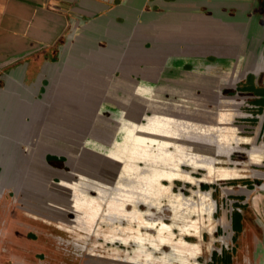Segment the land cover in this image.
Masks as SVG:
<instances>
[{
	"label": "rangeland",
	"instance_id": "obj_1",
	"mask_svg": "<svg viewBox=\"0 0 264 264\" xmlns=\"http://www.w3.org/2000/svg\"><path fill=\"white\" fill-rule=\"evenodd\" d=\"M251 81L250 78L248 85ZM220 111L214 125L213 119L209 123L213 114L210 116L208 111L201 110L197 114L201 117L200 124L196 125L199 128L189 126L185 135L174 131L167 134L155 126V132L162 136L155 142L157 149L167 141L175 148L164 160L153 157L146 162L150 159L129 158L132 151L149 153L146 129L127 124L131 115L126 123L115 125L116 128L106 127L105 131H120L123 134L120 141L102 140V135L97 138L91 134L92 139L87 142L75 141L80 155L74 157L73 177L65 175L59 186L52 183L51 188L44 190L48 193L45 197L31 192V201L35 203L30 207H37V212L52 219L47 222L26 217L25 235L15 238L21 243L25 241L26 248L17 252L21 255L19 258L15 252L0 253V264H209L212 249L221 239L215 236L217 229L223 226L226 231L230 224L226 198L241 196L240 187L247 180L264 181L242 153L234 156L242 166L230 167L229 158L215 155L211 139L192 136L191 131H200L216 134L222 143L232 139L231 124H220L219 117L225 116ZM133 135L141 140H134ZM157 149L155 152L163 151ZM183 153H191L187 157L192 161H185L182 169L177 164ZM204 156L216 159L195 162ZM49 161L60 163L53 156ZM224 172L233 173L232 178L219 175ZM35 176L37 180H45L50 175L41 170ZM27 178L36 179L33 175ZM259 185H253L250 191L251 204L256 193H264ZM90 191H95L97 197H91ZM73 198H83L89 205ZM250 211L253 222L264 232V215L260 216L253 207ZM254 223L252 229L256 231ZM240 235L237 234L239 243ZM47 245L49 249H45ZM240 257L234 258L232 264H239Z\"/></svg>",
	"mask_w": 264,
	"mask_h": 264
},
{
	"label": "crops",
	"instance_id": "obj_2",
	"mask_svg": "<svg viewBox=\"0 0 264 264\" xmlns=\"http://www.w3.org/2000/svg\"><path fill=\"white\" fill-rule=\"evenodd\" d=\"M260 8L264 0H0V157H17L26 173L29 158L33 168L47 166L45 154L40 161L28 148L35 137L39 150L98 131L87 119L107 78L121 72L130 83L136 63L229 44L217 39L224 34L236 44L262 43L259 18L250 15ZM261 195L251 204L260 216ZM256 241L264 264V235Z\"/></svg>",
	"mask_w": 264,
	"mask_h": 264
},
{
	"label": "flooded vegetation",
	"instance_id": "obj_3",
	"mask_svg": "<svg viewBox=\"0 0 264 264\" xmlns=\"http://www.w3.org/2000/svg\"><path fill=\"white\" fill-rule=\"evenodd\" d=\"M250 15L259 18L260 28L258 30L260 29V38H262L264 9L260 8ZM224 35L217 39L229 44L218 43L205 46L199 53L180 50L175 55L162 56L153 61L134 64L133 70L127 74L130 77H125L130 80V83L123 80L125 74H121V72H117L112 78H107L104 96L97 108L90 111L93 116L87 119L95 125H100L99 130L102 131L99 132L100 134L91 133L92 136L98 138L102 135L101 139L108 141L122 140L123 134L120 131L118 133L105 131L106 127L114 126L116 128L115 125L120 126L126 123V118L131 115L130 118H127V124L140 125L149 131H145L149 153L138 154V150L132 151L129 158H149L150 160L146 162L151 161L153 157L164 160L170 153L169 151H173L175 148L173 143L167 141L166 145L157 149V141L162 136L160 137L155 132L157 131L155 126L156 128L161 127L167 134L174 131L173 133L185 135L189 126L199 128L196 125L200 124L201 117L197 114L199 115L201 110L208 111L210 116L213 114V117H209V123L213 119L214 125L217 124L219 110H222L220 113L225 116L219 117L220 124H231L229 129L232 139L222 143L216 134L200 131H191L192 136L211 139L214 142L215 155L229 158L232 161L230 167L233 165L242 166L241 162L234 159V156L240 152L246 156L245 159L248 162L251 161V167L256 172L264 174L257 171L258 166L264 167V40L257 44H236L232 42L229 35ZM250 78L252 84L248 85ZM85 137L82 142L92 139L90 135ZM39 138L35 137L31 142L32 145L28 148L32 147V152L39 157L40 161L46 159L47 166L38 163L33 168L32 158H29L26 160L24 170L31 172L43 169L45 174L52 176V183L59 186L65 175L72 177L74 175L75 170L72 164L74 157L80 155L78 144L73 143V139L66 144L58 139L59 141H54L52 145L38 150L37 145L41 143ZM133 139L141 140L136 135H133ZM154 146L155 150L152 149ZM156 149L163 151L155 152ZM44 154L45 158L43 159L40 156ZM183 154V156L180 155L181 159L177 164V167L182 169L186 165L185 161H192L190 157H187L192 155L191 153ZM50 156L60 159V163L55 164L49 161ZM215 159L216 157L211 156L208 159L205 157L195 162H212ZM233 161H237V163ZM262 169L264 170V168ZM55 173L60 175L56 176ZM219 175L232 178L230 175L233 173L224 172ZM256 184L259 185L261 182L247 180V183L240 187L242 189L241 196L226 198L227 208L230 209L227 214L230 224L226 231L223 230V226L217 229L218 233L215 236L221 237V239L219 245L212 249L209 264H232L233 259L240 255L239 264H259L260 247L256 240L257 238L262 239L264 232L253 222V214L250 211L252 197L250 191ZM9 191L8 188H3V191L0 188V251L4 254L15 252L19 258L21 255L17 252L26 248V245L25 241L22 240L21 243L15 238L25 235L24 219L32 217L44 220H42V216L38 215L37 207H34L35 209L30 207L33 204L27 202L24 191L19 190L15 195L14 192ZM7 193L10 197L7 196ZM11 193L12 195H10ZM89 195L97 197L95 191H90ZM74 198L73 200L76 202L89 205L83 198L77 200ZM71 219L73 218L71 217ZM253 223L257 227V232L252 229ZM239 233L241 234L240 243L237 242ZM30 235L34 236V234ZM47 246L45 249L50 248L49 245ZM19 261L21 262L22 259Z\"/></svg>",
	"mask_w": 264,
	"mask_h": 264
},
{
	"label": "water",
	"instance_id": "obj_4",
	"mask_svg": "<svg viewBox=\"0 0 264 264\" xmlns=\"http://www.w3.org/2000/svg\"><path fill=\"white\" fill-rule=\"evenodd\" d=\"M10 143L14 144L15 147L17 145V141H10ZM17 157H9V158H3L0 157V188L2 187L9 188L14 194H17L20 191H24L25 198L31 199V196L33 193L41 195V196H47L44 193L45 189H49L52 187V185L47 184L45 180H37L35 174L37 173H22L21 171H17ZM29 175H33L36 179L27 178ZM261 175V174H260ZM43 177V176H42ZM264 179V174H262V177ZM28 182H31L29 185ZM24 183V184H23ZM34 184V186H33ZM259 188L264 190V181L259 185ZM41 190V191H40ZM32 192V195H31ZM30 193V194H29ZM34 205V204H33ZM39 216H42L44 221L49 222L52 218L49 215H44V213L38 212ZM37 216V215H35ZM39 218V217H38Z\"/></svg>",
	"mask_w": 264,
	"mask_h": 264
},
{
	"label": "bare ground",
	"instance_id": "obj_5",
	"mask_svg": "<svg viewBox=\"0 0 264 264\" xmlns=\"http://www.w3.org/2000/svg\"><path fill=\"white\" fill-rule=\"evenodd\" d=\"M51 190V189H50ZM1 191H3V187H2V189H1ZM35 198V197H34ZM45 199V198H44ZM38 200V199H37ZM43 203V202H42ZM46 205H48V204H46ZM44 208V207H43ZM47 208V207H46ZM45 209V208H44ZM46 210V209H45ZM47 212V211H46Z\"/></svg>",
	"mask_w": 264,
	"mask_h": 264
}]
</instances>
